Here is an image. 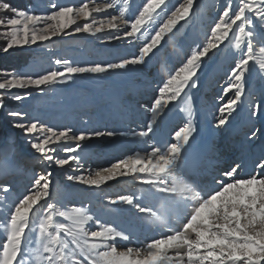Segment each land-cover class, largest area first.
<instances>
[{"label":"snow or ice","instance_id":"snow-or-ice-1","mask_svg":"<svg viewBox=\"0 0 264 264\" xmlns=\"http://www.w3.org/2000/svg\"><path fill=\"white\" fill-rule=\"evenodd\" d=\"M198 0H76L60 4L49 0L44 10L13 7L0 0V53L15 48L39 46L55 40L86 35L101 45H126L129 56L112 61L84 62L71 57L51 59L50 68L36 72L0 69V108L7 101L23 102L33 93L55 94L77 79H104L113 72L136 71L159 52L162 41L174 39L182 27L196 15ZM10 13L11 15H6ZM204 42L193 41L182 50V62L175 70L161 65L167 78L159 81L153 95L137 102L142 113L138 127L118 131L104 127H54L26 111H9L12 127L20 129L41 170L33 172L18 192L7 165L0 162V218L4 228L0 239V264H264V157L255 164V174L237 179L240 165L222 173L219 189L202 197L178 173L183 152L197 132L194 123V98L199 73L205 59L222 52L231 58L226 70L227 86L219 98L226 100L212 116L213 127H226L230 118L249 97V116L261 113V126L247 137L254 141L264 136V97L253 103L247 89V77L258 70L264 81V0H222L220 9L208 25ZM155 50V51H154ZM17 90V91H13ZM179 107L182 126L171 134L166 147L149 146L107 167L86 166L85 148L103 138H125L132 144H144L155 134L159 121ZM63 155H60V154ZM64 173L63 181L54 184L53 172ZM120 177H133L147 187L140 195L120 194L108 197L111 211L123 206L137 215L151 216L153 228H164L142 247L118 248L120 241H131L125 229L104 222L90 207H69L68 189L82 186L89 191ZM230 181V182H229ZM150 189L179 196L163 215L139 201ZM191 205L190 215L182 216L180 206ZM175 213V219L172 218ZM179 228H172L173 221ZM98 227L92 230V225ZM162 225V226H161ZM172 253V254H170Z\"/></svg>","mask_w":264,"mask_h":264},{"label":"rangeland","instance_id":"rangeland-1","mask_svg":"<svg viewBox=\"0 0 264 264\" xmlns=\"http://www.w3.org/2000/svg\"><path fill=\"white\" fill-rule=\"evenodd\" d=\"M7 2L21 10L33 5L39 10H44L49 0ZM55 2L70 4L76 0ZM221 2L222 0H198L195 17L188 23L181 22L182 27L176 37L162 41L159 52L147 65L138 67L136 71L113 72L99 80L85 77L77 79L68 88H57L55 94L40 96L33 93L23 102L7 101L6 105L0 108V162L7 165V174L14 179L16 190L22 192L33 172H39L41 166L33 158V150L30 149L24 133L11 126L14 118L7 115L9 111H26L30 117L40 118L54 127H108L118 131L138 127L143 115L137 110V102L149 99L154 94L153 90L158 88L159 81L167 78L166 74L160 71L161 65L175 70L182 62V50L187 51L193 46V41L204 42L205 33L209 31L208 25L219 11ZM135 3H139V0H135ZM171 3L175 4L176 0H171ZM0 44H3L2 40ZM131 51L126 45H101L93 38L78 35L55 40L39 48L34 45L15 48L7 54L0 53V69L36 72L52 67L51 59L56 57H71L84 62H104L129 56ZM230 63L231 58H226L223 52L212 59L206 58L199 73V87L190 90V95L194 98V123L197 132L193 134L190 144L183 152L178 173L199 191L202 197L219 189L216 181L227 179L222 176L224 171L240 165L236 178H248L249 175L255 174V164L264 157V136L258 135L254 141L247 139L252 131L261 126L260 112L257 117L249 116L247 92L244 103L230 118L231 122L226 127L217 129L212 125V116L217 113L218 106L226 102L219 97L227 86L225 73ZM247 89L252 92L253 103H259L264 97V81L259 78L258 70H254L247 77ZM182 120L183 114L180 113L179 107H174L159 121L155 134L145 138L144 144H132L121 137L94 140L87 145L83 153L86 166H91L92 169L107 167L137 151L144 155L152 144L166 147L167 142L171 140V134L178 130V126H182ZM63 175L60 170H55L54 184L62 182ZM145 187L147 186L138 183L133 177H120L101 185L100 189L85 191L82 186L70 188L68 191L72 196L65 203L69 207L83 203L104 222L130 232L131 241L118 243V248L122 251L127 247H142L148 240L159 238L161 233L171 234L168 229L153 228L151 216L137 215L134 209H128L127 206H123L119 211L110 210L108 197L120 194L139 196L141 189ZM150 191L152 195L149 197L145 194L139 202L148 205L160 215L164 214L165 206L172 207L173 201L180 200L177 195H168L154 189ZM180 212L182 216L190 215L191 205L187 208L181 205ZM172 218L175 219V213ZM180 226L179 221L172 222V228ZM91 227L95 230L98 226L93 224ZM3 235L4 228L0 226V239Z\"/></svg>","mask_w":264,"mask_h":264}]
</instances>
